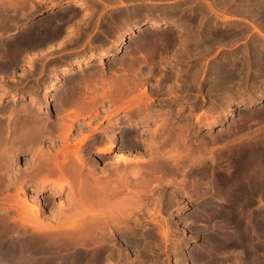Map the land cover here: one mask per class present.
Segmentation results:
<instances>
[{"label":"bare ground","instance_id":"1","mask_svg":"<svg viewBox=\"0 0 264 264\" xmlns=\"http://www.w3.org/2000/svg\"><path fill=\"white\" fill-rule=\"evenodd\" d=\"M39 1H37V3H39ZM106 1H105V5L109 0L107 2ZM129 1H136V2L138 1L139 3L136 4L137 5L136 7L133 6L134 8H126L127 6L125 7L122 4L123 2L119 0L117 2L122 4L120 6L122 8L120 9L121 11L118 10V12L113 14L106 12L107 14H109V16L107 15L108 17L105 19V23L103 22L106 29L103 31L105 34H102L103 36L101 35V37H104L103 39L105 38L107 39L106 35L111 33L110 29L112 28L115 29L113 31L116 32V34L114 35L115 41H112L114 39L112 38L113 35L112 36H110L111 34L109 35L110 38L112 39L111 41L110 38L108 37L110 41L108 43H111V46H109L108 50H99L96 53L86 52L84 56H83L84 53L76 55V57L72 58L71 61H67L63 66H61V68H59L58 71L55 72L52 71L51 75H48L51 80L49 79L50 82H48L49 84L44 89V99L42 105L38 104L36 99L37 96L36 98L34 96V97H30L29 100H27L26 104L24 102H23L24 104H22L21 102V105L18 106V103H20V101H24V100L26 101V99H24V97H26L25 96L26 94L15 92L12 93V95H10V102L12 103V105L9 108H6L3 107V103L1 101H2V96L3 95L5 96L8 93V91L3 90V93L0 92V264H98L100 262L103 263L104 261H108L113 256V255L111 256L112 252H114L112 251L113 249L111 250L112 251L111 252L108 249V247L111 244H114L113 242H115L116 240L117 241L121 240L119 242L124 241L125 243L131 242L129 244L133 243L135 249L138 250L140 247L145 248L144 247L145 244H143V241L138 242L137 239L136 241H133L135 240L132 237V235L134 234L132 233L130 235L128 233L131 231H129V227L127 223H132L133 222L132 219L134 218L136 219L135 227H137L141 223L142 221L141 219L144 216V213L147 211V210L145 211L144 209L147 206V205L146 206L143 205L144 201H142V203H139L138 200L137 203V200L135 199L136 198L139 199L140 196L146 197L147 196L146 194H148L149 191H151L149 190L145 194V192L147 191L145 190L146 187H149L147 185H149V183L152 181V180L149 181L150 179L149 177L152 172L153 173L151 176H153L155 173V178L157 179L156 182L158 181V184L156 183L157 187L158 185L161 184L169 185L173 180L171 179L172 180L171 181L170 178L165 176L167 174L168 175L171 174L172 172L175 173L174 170H176V168L180 166L183 167L184 166L183 163L185 160L188 161L187 167L188 166L190 167V165L193 166L194 170L193 171H191L192 169L190 170L191 172H193L192 173L193 175H199L200 177H204V178L207 177L212 167L217 165L215 164L214 166H212L213 165L212 163L215 160H217L218 162L220 161V163L224 161H227L228 163L229 160L231 161L230 163L233 164H230L232 165V168L229 167L228 165L230 170L227 172L225 170L221 171L223 165L225 164L220 166L219 170L221 172L220 171L216 172L218 173V175L216 174L217 181H215L216 182L215 184H212L214 185V187L210 188L212 189V191L210 192V194L208 193L209 196L200 197L203 199L206 197V199L202 201L204 202L203 205L201 204L204 210L202 208L201 209L206 212L205 216L208 218V220H210L207 226L205 224L204 225L201 224L203 225L201 226L203 227L201 228L203 229L201 231L203 233L201 234H203V236L205 235V241L202 240L200 244L194 245L191 248V250L186 254L187 257L185 256L184 259L186 258L190 259V261L193 264H227L226 263L227 261L225 262V260L228 259L229 261V258H227L228 253L225 256L226 251L224 250V248L227 243L229 244L231 242H234L233 244L239 243V246L241 247L243 246L242 249L240 248L239 249L242 250L244 253H242V251H240V253L244 254L243 258H245L246 256V259L240 260L242 259L241 255L239 254L240 257L235 256L236 253L233 251V253H235L234 255L235 259L237 258L236 260H238L240 258L239 259L241 261L240 264H264V261L262 259L261 261H259L260 260L259 256H261L260 254L258 256L259 259H257L258 253H256L257 251L255 249L257 246L254 247L256 243H253V239L255 241L254 237L258 232L257 231L258 225L255 224L257 222L256 217L259 216L260 213L262 212L258 213L257 216H256L257 213H253L256 216L255 223L253 222L254 218H252L253 216L252 212H254L253 210L256 209V206H254L255 208L252 209L255 199L259 201L260 200L259 198L261 196H264V125H263L264 122L263 123L261 122L264 121V108L263 109L260 108L261 110L258 108L259 110L258 109L257 111L255 110V114H252V112L251 114L248 113L250 111L248 110V108L251 107V105L254 103L255 100V99L253 100L252 97L258 96V92L260 91V90L258 91L259 85L262 84L264 86V42L261 41V39H264V35L262 33V31L264 32V29L260 30L258 25H260L261 22L259 24L257 22L262 18H264V0H245L243 2H237L236 0H235L236 2L235 1L231 2L230 0H228L231 3L229 2L227 3V1L225 0H211L210 2H207L208 0H200V2L202 1V3L198 4L200 7L197 5L199 7V11H195V12H193L192 10H191L192 12L190 11L188 12L187 9L189 7L186 9V7L180 8L179 6H177L178 8H176V10L174 11L169 10L166 12H164L165 10L163 7L164 11L160 12V9L162 7L161 8L158 7L162 2L161 0H129ZM27 3L28 0H0V6H1L0 9H2V11L0 12L2 13L0 15V28L7 27L9 25L17 26L13 22L10 23L11 19L14 18L17 12L16 9L23 8ZM223 3L225 4L227 3L226 6H223L225 5ZM49 4L50 7L52 8L53 6H55V4L52 3V1L50 0H49ZM86 4L87 3L82 0H74V1L67 0L64 2L63 7L61 9L59 10L56 9L57 11L55 10L56 14L53 16L51 15L46 16L41 20H37L34 24L26 26L25 28L22 29L19 28V31L13 33L11 36H7V35L3 36L0 33V74H2L0 75V79H2L3 76L7 77L9 73L12 74L13 70H15L17 66H20V63L24 62L26 59L28 61L29 60L31 61L32 58L38 57L40 60L39 57L40 54L45 55L44 53H41L43 51L42 49L44 47L45 50H47L49 47H50L49 49H52L53 47H51L49 44L58 37H60L62 34L65 33V35L63 36L64 38L69 37V35L67 36L66 34L69 31L67 29L69 28L68 27L69 23L72 22L71 20L75 19V18L73 19L70 18L73 16L75 17L78 12L82 11V9L88 8ZM95 4H98V2ZM149 4H152L153 7L151 8ZM148 5L150 8L148 7ZM193 5L195 4L193 3ZM71 8H75L76 10L75 9L74 11L70 10ZM195 9L197 8L194 7L193 10ZM9 11L11 12L10 14H8ZM217 11L224 12L225 14L229 13L228 16L231 15V13L232 15L235 13H237L236 15H238V13H241L240 14L241 16L244 15L246 18H249V20L252 21L253 24L257 22L255 24L256 27L253 26L254 29L253 33H255L256 31L257 36L260 37V38H256L255 36L254 39L251 38L252 41L249 40L251 41V45L249 46L244 45L246 46L245 55L243 54L245 57L241 59L243 60L241 63L239 62L240 59L238 60V63H240L239 66H236L237 62L234 64L235 62L234 58H233L234 62L233 61L230 62L228 61L229 58L228 59L225 58L221 61L220 65H218L216 70L213 69L215 73V78L217 80V84L220 83L223 84L222 85L223 90L222 89L221 90L224 91L222 93V95L224 94L223 96L224 99L222 98V101L223 100L228 101L229 99H232L233 95L235 98V95H238L236 88L237 89L239 88L238 90L242 89V91L244 92L246 91L245 92L246 94L247 89L249 90L248 87H250V90L254 89V91L252 92L253 94H255L250 98L248 95V93H250L249 91L246 96L247 99H243L242 98L244 96L243 95L241 98H239L240 102L236 100V102L234 103H240L242 108L240 110V113L238 114V117L233 122L230 123L229 125L230 128L227 127V129L229 128L228 130L222 131V133L217 136V139H215V137L208 138L209 144L212 143L214 140L222 141L221 143H223V140L229 138V140L227 139L224 142L226 145L220 144L221 148L222 146H224V148L226 146V148L225 149L223 148L222 151L220 150V152L219 151L216 152L217 154V155L215 154L216 156L210 154V152L208 154V152L206 153V150L209 147L205 150L206 142L204 144H202L203 142L202 143L198 142V145L202 144L203 147L201 145L200 146L197 145L198 147H196V149L192 147L193 145H191L194 143L191 144L187 143L188 142L187 138H189L188 137L189 135L187 136L186 133L187 130L186 128H188L185 127L186 125L184 126L183 124L175 125L177 126V127L174 126L176 129L174 131L176 132H172L174 128L172 127L173 129L171 131L170 129L171 127H169L170 125H168L169 127L168 130H170L168 132L167 131L168 127L166 128L165 124H162L161 126H158V130L153 131L155 135L154 139H156L155 137L158 138L161 136L160 140H158L159 138L157 140H153L152 138V141L149 143V146L147 145L151 151L152 150L154 151L153 156L151 155L152 159L150 158L149 161V166L151 165L150 169L149 170L147 169V171H149L150 174L147 173L146 170H143L142 166H139L141 169L137 168L139 169L138 171L137 169L136 171H134V168L136 167L133 168L131 165H129V163H131L129 162L130 159H127L119 154L115 156L116 161H114L115 162L113 163L114 165L112 164L111 166L108 163L106 169L104 167L103 169L99 167V164L105 161L106 159L105 157L103 158L102 156L105 153L111 151V149H113L112 147L114 142H112L111 145L107 144L108 133H110L108 131L109 129L107 128L108 130H104V129L100 130L98 127L97 128L93 127L91 133L87 134L83 132L85 131L83 130V128L82 129L79 128V125L81 124L80 120L82 119L84 120L87 117L88 118L90 117L93 120L99 118L100 116L106 118L103 112L99 110L101 107L100 104L105 101L110 102V105L113 108H115V112L117 110L119 112L124 110V112L126 113L125 116H127L129 119L132 117L136 118L137 114L140 116L141 114L139 112L141 111L140 108L142 105L141 104L142 95L146 94L147 91L145 87L142 89V91L138 89V87L142 85L141 84L142 81H145L144 77L146 76V74L143 73L145 74V76L142 79V77L139 75L141 74L139 73L141 72L140 71L141 62L144 60V63L145 62L148 63L147 61L148 55L152 56L158 50H162L167 46H171V45L172 46L177 45L178 48L182 50L184 49L183 51H186L185 53L187 55L189 54L193 55L195 54V51H197L198 53L203 52L206 54L210 51L212 52L213 50L211 49L213 45L215 44V42H217L219 38L220 39L222 38L221 37L222 34L220 31L218 32L217 26H214V23L213 25H211L212 22L210 24L211 27L209 25H207L206 27V23L208 19L206 13L209 12L212 15L218 16L219 14H217L218 13ZM44 13L45 12L41 14L39 13L38 16L43 15ZM84 13H82L81 15H85ZM99 15H101V13ZM37 17H34L32 20L36 19ZM214 17L213 19H215ZM76 18L78 19L79 17ZM82 18H84V16H82ZM82 18L80 20L84 22ZM99 18L100 17H98V20ZM69 19L71 22H68ZM87 19L89 18H86L85 20ZM76 21L77 20L75 19V21L73 22H75L76 24ZM79 21L77 23H79ZM210 21L211 20H209V22ZM67 22L68 24L66 25ZM174 22L177 23L174 24ZM127 24L128 27L126 33L129 36H127L126 34L125 35L126 37L129 38H128V42L126 41L127 44L122 48L121 45H122V40L124 38L123 29L126 27ZM221 25L222 24H220V26ZM73 27L75 26H72V29H74ZM161 27L163 29L162 33H157L158 28ZM262 27L264 28V26ZM8 29H10V27ZM244 29H245L244 34H246L245 32L247 31V29L246 28ZM6 30L5 32H8ZM251 30H249L248 28L250 35H251L250 33ZM10 33L12 32L10 31ZM78 34L79 33H77V35ZM244 34L242 35L243 39L245 36L248 35V33L245 36ZM72 36H70V38L73 39ZM231 37H234L235 39L236 36H233L231 34ZM87 38L86 40L88 41ZM121 48H122L121 50L122 55L116 60H113V62L110 64L111 71L107 72L104 71V69L95 68L93 70H90L91 71L90 73L88 71V73L84 74L83 68L87 63L92 62L94 59H99V60H104L105 58L112 59ZM47 51H45V53ZM82 51L83 48L78 50L77 52L81 53ZM240 51H242V49H240ZM143 52L145 54H143ZM136 54L138 56H136ZM70 55L72 56V54ZM199 55L200 54H198V56ZM177 56L180 57L179 55ZM240 56L242 55L240 54ZM24 63L21 65H24ZM51 63H50L51 66L55 65L54 62ZM135 63H137L138 66L135 67L136 65ZM31 64L33 66L34 62ZM42 70H44V67L42 68ZM150 70H152V68H150ZM70 71H75L76 75L69 76V73H71ZM153 71L155 72L157 70H153ZM49 72L47 70V73ZM148 72L149 73L146 72L147 77L148 76L151 77L152 74L150 73V71ZM196 73L198 74V72ZM239 76L240 78H242V80H240L242 82L236 80V78L239 79ZM147 77L145 78L148 79ZM7 78H5V80H7ZM168 78L170 77L168 76ZM46 79L47 78H45V80ZM235 80L239 81V83L237 82L236 84ZM63 83L64 84L66 83L67 88L65 90H63L64 88H62L63 90L62 92H60L56 97L54 96L52 97L51 93L55 91L57 84L63 85ZM242 84H244V87L242 86ZM234 85H238V86H234ZM213 87L209 88V90L213 89ZM214 89H216V87ZM0 90L2 89L0 88ZM136 90L137 93H134ZM216 90H218V88ZM221 90L219 88L218 91ZM262 90H264V88ZM226 104L227 103H225V106ZM40 108L44 110L43 117L42 115L41 117L38 116V111H40ZM218 108H219V104H218ZM221 109L223 108L221 107ZM231 110L233 109L229 108L227 111L229 112ZM211 111L212 110L210 109V112ZM149 112L150 111H148V113L146 112L143 114L144 115L143 118L146 119L148 117L147 121H149V118H151V114H149ZM210 112L208 110L207 113ZM54 113H55V118L54 117L52 118V114ZM152 115L155 117L154 114ZM208 115L206 116L208 117ZM206 116H204L205 117L204 119L197 116L195 123L197 124L198 122H201L200 119L206 120L207 118ZM256 116L261 117L259 118L261 119V121L258 120V118L257 120L258 122L262 123L263 127H261L260 124L257 123L261 128L256 127V129L251 128L253 130H250V126L252 127V125L250 126L248 125L249 126L248 127L247 124L250 123V121L252 122ZM124 118L126 119V117ZM139 119H141V117H139ZM85 121L87 122L88 120ZM138 122H140V120H138ZM141 122H145V121H141ZM254 122L255 120L253 121V123ZM89 124L90 123L87 122L85 125L88 126ZM114 125L116 124L114 123ZM217 125L218 124L216 121H211L208 124V130L214 129ZM243 130L244 132H242ZM160 131L162 134H159ZM157 133L160 136H157ZM129 138L133 139V137H129ZM135 139L136 138H134V140ZM114 140L115 138L112 139V141ZM128 140L129 139H127V141ZM58 141H60L59 143L60 145L56 146L57 145L56 142ZM144 142L146 141L137 138V143H134L132 140H129L127 143L128 145L130 144L129 148H131L132 144L133 146L136 147V144L139 146ZM91 144L93 147L94 146L97 147L98 152L101 153L102 156L99 157L97 156L96 158L88 157L89 155L86 154L87 153L86 151H89L90 149L89 147L92 148V146H90ZM128 145H124V147L125 146L128 147ZM87 148L89 149L87 150ZM167 148L168 150H166ZM211 150L212 149H210V151ZM83 152H85V154H83ZM22 153H31L30 160L23 165L20 163L22 159L19 158L18 160V156ZM103 170L106 172H102ZM142 170L144 173L149 174V176L147 175L148 176L147 177L146 174H143ZM176 171L178 172V170ZM190 171L188 173H190ZM158 172L160 173V176H158L159 174L158 175L156 174ZM161 173H163L164 175ZM164 177L166 179H164ZM200 177H198V179ZM209 177H213V173L212 176L210 175ZM203 179L201 178L200 180ZM206 180L204 181L207 182ZM214 180H212V182ZM201 183L204 184L203 181ZM133 186L142 189L138 191V189L135 190ZM205 186L207 188L209 185L207 186L205 184L202 187ZM30 188L32 189L30 190ZM131 188H133V190L137 192L132 191ZM202 189L206 190L205 188H201L200 190L201 192ZM48 192H49L48 195L49 199L47 200L48 198L47 197L46 198L47 201L42 200L44 198L40 199L38 197L39 195H43V194L46 195V193ZM151 192L153 194V190ZM63 197L65 198V201H63L64 200L63 199L59 203L55 202L57 201L56 200L57 198H63ZM212 202L213 203L216 202V204L218 203L221 205L214 206ZM255 204L258 205L259 203L257 204L256 201ZM212 208H215L213 209L215 210V212L212 211ZM203 211H199V212H203ZM261 215L260 218L263 217ZM191 216H193L191 218L196 219L198 218V213H192ZM214 218L217 219L219 218L221 222L223 220L225 225L223 223H222L223 225H220L221 223L218 225L214 224V221H212ZM260 218L258 219L260 220ZM262 219L260 220L262 222L259 225L260 226L259 230H260V234L264 236V231H262L264 230V222H263L264 220ZM208 220L206 221L208 222ZM129 226H131V224H129ZM168 230L169 229L166 230L161 229L162 232L160 233V235L162 236V238L164 239L168 238L167 237L169 235ZM133 232L135 233V231ZM191 233H193V231ZM257 235L259 236V238H261L258 233ZM147 238L148 237L146 236V239ZM179 241L180 240H178V242ZM261 242H262L261 244L262 246L264 242L263 241ZM261 242L259 241L257 243L260 244ZM182 243L183 241L181 242V244ZM117 244L119 245V243ZM176 245L178 246V244ZM261 246L258 245V247L260 248ZM124 247L126 248L127 245ZM177 248L179 247H176L175 253L179 257L178 252L180 249L177 250ZM125 250H127V248ZM120 251L121 250H119V252ZM142 251L143 254L141 256L137 255L139 258L144 255H145L144 257L147 256L145 250L142 249ZM172 251L174 252V250ZM217 251L220 257H218V255L216 254ZM230 254L231 253H229V255ZM148 258H150V256ZM184 259L182 257V260ZM161 260L162 259L160 258V261ZM177 260L178 262L180 261L179 259H176L175 260L176 263ZM113 261L115 262V260ZM134 261L137 260L134 259ZM112 263L113 262H111L110 264ZM143 263L145 264V262ZM234 264H239V263H234Z\"/></svg>","mask_w":264,"mask_h":264},{"label":"rangeland","instance_id":"2","mask_svg":"<svg viewBox=\"0 0 264 264\" xmlns=\"http://www.w3.org/2000/svg\"><path fill=\"white\" fill-rule=\"evenodd\" d=\"M37 1H39V0H37ZM37 1L36 0H30L29 1L28 0V3L25 4V6L23 8H17L16 9L17 12H16L14 18H12L11 19V22H10V23L13 22L17 26H15V25H9L10 24L9 23L8 24L9 26H7V27L8 28L10 27V29H13V30L8 29L7 27H3V28L1 27L3 30H4V28H5V30L7 29L6 31H8V32H5V30L3 31L0 28L2 30V31L0 30V33L3 36L4 35L5 36L6 35L7 36H11L13 33L18 32L19 31V28L20 29L25 28L26 26H29L31 24H34L37 20H41V19H43L46 16H50V15L53 16V15L56 14V11L57 10H59V9H61L63 7L64 2L67 1V0H50V1H52V3L55 4V6H53V8L50 7L49 0H46V1L40 0L39 3H37ZM71 1H74V0H71ZM82 1H85L87 3L86 6L88 8L82 9V11L81 12H78L75 17L73 16V17L70 18V19L75 18L77 20L76 21V24H75V22H73V21H75V19L71 20L72 22L70 21V19L68 20V22H71L72 23V26H75V27H73L75 30L78 29L77 31H75L74 29H72L71 23H69L70 27L67 30H69L71 33L69 31L66 33L67 36L69 35V37L64 38L63 36L65 35V33L62 34L60 37H58L57 39H55L53 42H51L49 44L51 47H53L52 49H49L50 47L48 48L49 50L47 49L48 51L45 50V47L42 49L43 51L41 53H44L45 55L40 54V56H39L40 57V60H39L38 57H35V58H32L31 61L29 60L30 61V63H29V61L26 59L24 61L25 63L24 62L20 63V66H17L16 69L13 70V73L12 74L9 73L11 76L8 74L10 77L6 74L8 78L6 76H3L2 79H0V83L3 85L2 86L0 84V88L2 89V90H0V92L3 93V90L8 91V93L5 96L4 95L2 96V101L1 102L3 103V107L9 108L12 105V103L10 102V95H12V93H15V92H17V93L19 92L21 94H26L25 95L26 97H24V99H26V101L25 100L24 101H20V103H18V106L21 105V102H22V104H24V103L26 104L27 103V100H29L30 97H34V96H35V98L37 96L36 99H37L38 104L42 105L43 104V99H44V89L49 84L48 82H50V80H51L48 75H51V72L52 71L53 72L58 71L59 68H61V66H63L67 61H71L72 58L76 57V55H79V54H83L84 53L83 54V56H84L86 52L96 53L99 50H108L109 46H111V43H108V42H110L112 40L110 38V36L113 35L112 38H114V39L112 41H115V36L114 35L116 34V32L113 31L115 29L112 28V29H110V32L111 33H109V34L106 35V37H107V39L105 38L106 40L103 39L104 37H101L102 34H105L103 31L106 29V27L103 24V22L105 23V19L109 16V14H107V13L109 12L110 14L111 13L113 14V13L118 12V10L121 11L120 9H122V8L120 6L122 4L125 7L127 6L126 8H134V7L137 6L136 4L139 3L138 1L136 2V1H129V0H126V1L125 0L124 1L123 0H120V1L123 2L122 4L119 3V2H117L119 0H116V1L115 0H109L111 2H109L108 0H107L108 2L106 0H98V1H96V0H82ZM105 1L107 2L106 5H105ZM161 1H160L161 4L158 7V8H161L162 7L160 9V12L161 11L163 12L164 10H165L164 12L169 11V10H173L174 11V10H176V8H178L177 6H179L180 8H185L186 7V9L189 7L190 9L189 8L187 9L188 12L189 11L190 12H192V11L195 12V11H199V7L200 6L198 4L199 3H202V1L200 2V0H198V1L197 0H187V1L186 0H165V2H164V0H161ZM210 1L211 0H208L207 2H210ZM225 1H227V3L229 2L228 0H225ZM230 1L231 2H234L235 0H230ZM236 1L237 2H243L245 0H236ZM97 2H98V4H95ZM115 2H116V4H115ZM191 2H193L195 5H193V3H191ZM231 2H229V3H231ZM46 3H48V4H46ZM186 4L187 5L189 4V5L187 6ZM223 4H225V3H223ZM226 4L223 5V6H226ZM149 5H150L151 8L153 7L152 4H149ZM149 5H148V7H149ZM191 5H193V6H191ZM34 6H36V7H34ZM163 7H164V10H163ZM194 7L197 8V9L193 10ZM0 8H1V6H0ZM221 8H223V7H221ZM232 8H234V7H232ZM74 9L75 8H71L70 10H73L74 11ZM77 10H79V9H77ZM94 10H96V11H94ZM1 11H2V9H0V12ZM36 12H37V14H36ZM43 12H45V13L43 15H40L42 17L38 16L39 13L41 14ZM89 12H91V13H89ZM217 12H218L217 14H219L218 16L212 15L209 12L206 13L207 14V18H208L207 19V23H206V27H207V25L210 26V24L212 22L211 25H213V23H214V26H217L218 32L220 31L221 34H222V36H221L222 38L221 39L219 38L217 40V42H215V44L213 45V47L211 49V50H213L212 52L210 51V52H208L206 54V53H203V52L198 53L197 51H195V54L197 56L195 54L190 55L189 53H188L189 55H187L185 53L186 51H183L184 49L182 50V49L178 48L177 45H173V46L171 45V46H167L166 48L162 49L163 51L162 50H158L152 56H149L147 54L148 55L147 56L148 63L147 62L144 63V60L142 62L140 61L141 62V69H140L141 72H139V73H141V74H139V73L138 74L142 77V79L145 76V74H146L145 77H147V73H149L148 71H150V73L152 74L151 77H149V76L147 77L148 79H146L144 77V80L146 82L145 81H142L141 84L143 86L140 85L138 87V89H140L141 91H142V89L144 87L148 91V92L146 91V94H144L145 96L142 95V101H141V104L142 105H141V108H140L141 111L139 112L141 114L140 116L137 114L136 118L135 117H132V118L129 119L127 116H125L126 113L124 112V110H122L120 112L117 110L115 112V108H113L110 105V102L109 101H105L103 103L100 102L101 104L99 103L101 105V107H100L99 110L101 112H103V114L106 116L107 119L100 116L99 118H97L95 120L91 119L90 117L89 118L87 117L84 120L83 119L80 120V123L81 124L79 125V128H81V129L83 128V130H85L83 132H85L87 134L88 133L89 134L91 133V130H93V127L94 128H97L98 127L100 130L101 129L102 130L103 129L104 130H108L109 129L108 131L110 133H108L107 144L111 145L112 142H114L113 143V147H112L113 149H111V151L105 153L102 156L101 153L98 152L97 147L96 146L93 147L92 144L90 145V146H92V148L89 147L90 149L87 148V150L89 149V151H86L87 152L86 154L89 155L88 157H95L96 158L97 156L98 157L99 156H102L103 158L104 157L106 158L105 161H103L102 163L99 164V167H101L102 169L104 167L106 169V166H108L107 165L108 163H109V165L112 166V164L115 163L114 161H116V157L115 156L119 154V155L124 156L127 159H130L129 162H131V163H129V165H131L133 168L136 167V168H134V171H136L137 168L141 169L139 166H142L143 170H146V172L149 173V171H147V169L148 170L150 169V166L151 165L149 166V161H150V158L152 159L151 155L153 156L154 151L153 150L151 151L148 146H149V143L152 141V138H153V140H157L158 138H159L158 140H160L161 136L159 134H162L161 131H160L159 134L157 133V136H160V137H158V138L155 137L156 139H154V136L155 135H154V132L153 131L158 130V126H161L162 124H165L166 128L168 127V125H170L169 127H171L170 128L171 131L174 128L172 132H176L174 130H176L175 127H177V126H175V125H182V124H183V126L186 125L185 127H188L189 128V129L186 128L187 130H189V131L186 130L187 136L189 135L188 136L189 138H187V141H188L187 143L188 144L194 143V144H191V145H193L192 147H194L195 149H196V147H198L200 145L203 147L202 144H204L206 142L207 145L205 143V146H206L205 147V150L209 147L206 150V153L208 152V154H209V152H210V154L215 155L216 152H218V151L220 152V150L222 151V149L224 148V146H222V148H221L220 144L221 145H224L225 144L224 142L227 139L229 140V138H227L226 140H223V143H221L222 141H218V140L215 141L213 139L214 141L212 143H210V144L208 143V141H209L208 138H211V137L214 138L215 137V139H217V136L220 135L222 133V131L228 130L230 128L229 127L230 123L233 122L238 117V114L240 113V110L242 108V106H241L240 103H234V102H236V100H238L240 102L239 98H241L243 95L244 96L242 98L243 99H247L246 96H247V93L249 91H250V93H248V95H249L250 98L252 96H254L255 94H253V92H252V91H254V89H251L250 90V87H248L249 90L247 89V93L246 94H245L246 91L244 92V91H242V89L238 90L239 88L238 89L236 88V91H237L238 95H235V98H234V95H233V98L232 99H229L231 102L229 100L228 101L226 100L227 102L224 101V100L222 101V98L224 99V97H223L224 94L222 95V93L224 92V91H222L223 90L222 89V85L223 84H221V83L220 84H217V80L215 78L214 70L217 69L218 65H220L221 61L223 59H225V58H227V59L229 58L228 61H230V62L231 61L234 62V59H235L234 64L236 62L238 63V60L239 59H240L239 60L240 63L243 61L241 59H243L245 57L244 56L245 55V50H246L245 47L251 45V41H252L251 38L254 39L255 36H256V38H260V37L257 36L256 31H255L256 34L253 33L254 32L253 26L256 27L255 24L257 22H258V24L261 22L260 25H258V26H259V29L260 30H263L264 28L262 26H264L263 25L264 24V20H263L264 18H262L261 20H259V21H257L256 23L253 24V22L250 21L249 18H246L244 15L241 16L240 15L241 13H238V15H236L237 13L234 12L235 14L232 15V13H231L232 16L231 15L228 16L229 13L228 14H225L224 12H219V11H217ZM10 13L11 12L9 11L8 14H10ZM51 13H53V14H51ZM82 13H84L85 15H81ZM100 13H101L102 16L99 15ZM1 14L2 13H0V15ZM82 16H84V18H82ZM22 17H24V18H22ZM34 17H37V18L34 19V20H32ZM76 17H79V18L77 19ZM85 17L86 18H89V19H87L88 21L85 20L86 19ZM98 17H100L99 20H98ZM213 17L215 19H213ZM81 18H82V20L84 22H82L80 20ZM209 20H211V21L209 22ZM78 21H79V23H77ZM85 21H86V23H85ZM218 21H220V22H218ZM68 22L66 23V25L68 24ZM176 23L174 22V24H176ZM220 24H222L223 26L222 25L220 26ZM248 26H250V27H248ZM78 27L81 28V29H79ZM127 27H128V24L123 29L124 38L122 40V45H121L122 48L127 44L128 38H129V37H126V35H127V33H126L127 32ZM219 27H221V28H219ZM244 28L247 29V31L245 32L246 34L248 33L247 36H245L246 34H244V31H245ZM248 28H249V30L252 29L251 32H250L251 35L249 34ZM94 29H95V31H94ZM98 29H99V31H98ZM9 30L12 33H10ZM225 30H226V32H225ZM79 31H81V32H79ZM162 31H163L162 27L161 28H158L157 33H162ZM229 31H231V32H229ZM242 31H243V33H242ZM2 32H5V33H2ZM82 32H84V33H82ZM223 32H225L227 34H225ZM74 33L76 35H77V33H79L80 35L78 34L79 36L78 35L76 36ZM262 33L264 35V32L263 31H262ZM231 34L233 36H236L235 39H234V37H231ZM243 34L245 36L244 39H243V36H242ZM252 35H253V37H252ZM70 36H72L73 39L70 38ZM96 36H97V38H96ZM127 36H129V35H127ZM108 37L110 38V41H109ZM225 37H227V38H225ZM86 38L88 39V41L86 40ZM249 40H251V41H249ZM261 41L264 42V39H261ZM59 42H60V45H59ZM64 42H66V43H64ZM56 44H57V46H56ZM78 44H79V46H78ZM80 44H81V46H80ZM73 45H74V47H73ZM244 45H246V46H244ZM82 48H83V51L81 53H78L77 51L80 50V49H82ZM122 48L115 54V56L112 59H108V58H105L104 60L94 59L92 62L87 63L84 66L85 69L83 68L84 74L88 73V71L90 73L91 72L90 70H93L95 68L104 69V71H107V72L111 71L110 70V64L113 62V60H116L117 58H119L122 55V51H121ZM240 49H242V51H240ZM44 50L47 51V52L45 53ZM30 52H32V51H30ZM66 52H67V54H66ZM68 53L72 54V56L70 54H68ZM156 53H158V54H156ZM197 53L200 54V55L198 56ZM228 53H229V55H228ZM143 54H145V53L143 52ZM180 54H182V55H180ZM240 54L242 56H240ZM177 55H179L180 57H178ZM233 55H235V56H233ZM136 56H138V55L136 54ZM69 57H71V58H69ZM149 57H150V59H149ZM59 58H60V61H59ZM220 58H221V60H220ZM62 61H64V62H62ZM154 61H155V63H154ZM33 62H34V64L32 66L31 63H33ZM51 62H54L55 65L54 66H51V64H53ZM23 63H24V65H21ZM100 63H101V65H100ZM213 63H214V65H213ZM237 63H236V66H239L240 63H238V64ZM135 64H136L135 67L138 66L137 63H135ZM212 65H213V67H212ZM214 66H215V68H214ZM23 67H25V68H23ZM43 67H44V70H42ZM154 67H156V68H154ZM150 68H152V70H150ZM47 70H48V72L50 70L51 71L49 73H47ZM85 70H87V71H85ZM153 70H157V71L154 72ZM151 71H153V72H151ZM178 71H179V73H178ZM211 71H212V73H211ZM70 72L71 73H69V76L76 75L75 71H70ZM72 72H73V74H72ZM196 72H198V74ZM143 73H145V74H143ZM193 73H194V75L195 74L196 75L194 76ZM172 74H173L174 77L172 76ZM0 75H2V74H0ZM46 76H48V77H46ZM168 76L170 78H168ZM192 76H194V77H192ZM241 76H242V74H241ZM5 78H7V80H5ZM45 78H47V79L45 80ZM177 78H178V80H177ZM236 80H239L240 81V80H242V78H240V76H239V79L236 78ZM236 80H235L236 84H237V82L239 83V81H236ZM240 82H242V81H240ZM262 82H263V80H262ZM211 86L212 87L214 86L213 89L216 87V89L218 88V90H219V88H220V90L221 89L222 90L221 91H218L216 89H214L216 91H214L213 89H210L209 90V88H212ZM234 86H238V85H234ZM242 86L244 87V84H242ZM158 87L160 88V90H159ZM7 88H9V89H7ZM62 88H64L63 90H65L67 88L66 83L65 84L63 83V85L57 84V87H56L55 91L51 93V96L52 97L53 96L56 97L60 92L63 91ZM263 88H264V86L262 84H260L259 85V88H258V91L260 90L258 92V96L252 97V99L253 100L255 99V100H254V103L251 105V107L248 108V110H250L248 112L249 114H251V112H252V114H255V110L257 111L258 108H261L262 106H264V90H262ZM240 91H241V93H240ZM210 92H213V93H210ZM134 93H137V90ZM210 94H211V96H210ZM148 95H150V96H148ZM239 95H240V97H239ZM148 97H150V98H148ZM219 97H220L221 100L219 99ZM167 99H168V101H167ZM221 103H222V105L223 104L224 105L222 106ZM225 103H227L228 106H227V104L225 106ZM218 104H219V108H218ZM212 106H213V108H212ZM220 106L223 109H221ZM229 108H232L233 110H231V111L228 112L227 110ZM210 109L212 110L211 112H210ZM41 110L42 109L40 108V111H38V116L41 117V115H42V117H43L44 116V110H42V111ZM133 110H135V109H133ZM208 110H209L210 113H213V112L214 113L213 114L207 113ZM148 111H150L149 114H151V118H149V121H147L148 120V117L146 119L143 118L144 117L143 114L146 113V112L148 113ZM152 114H154L155 117ZM156 115H157V117H156ZM206 115H208V117ZM197 116H199V117H201L203 119L205 118L204 116H206L207 118H206V120L200 119L201 122H198L199 124L198 123L196 124L195 122H196V117ZM209 116H211L213 119L211 117H209ZM53 117L55 118V113L52 114V118ZM124 117H126V119ZM139 117H141V119H139ZM214 117H215V119H214ZM208 118H210V119H208ZM120 119L122 120V122H121ZM142 119H145V120H142ZM85 120H88L87 122L90 123L88 126L85 125L87 123ZM138 120H140V122H138ZM258 120L261 121V119H259V118H258ZM141 121H145V122H141ZM211 121H216L218 125L214 129L208 130V124ZM261 122L263 123L264 121H261ZM261 122H258V123L260 124L261 127H263ZM114 123L116 125H114ZM259 124H255L252 127L250 126V130H253L254 128L256 129V127H260ZM263 125H264V123H263ZM169 127L167 128V131L168 132L170 131V130H168ZM227 127H229V128L227 129ZM251 128H253V129H251ZM110 129H111V131H110ZM120 130H121V132H120ZM244 130L242 132H244ZM127 136L133 137V139L132 138H129ZM113 138H115L114 141H112ZM134 138H136V139L134 140ZM137 138L138 139L145 140L146 142L148 140V142H147L148 144L146 142H144V143H142V144L139 145L140 147L137 144H136V147L133 146V144H132V147L129 148V145L130 144L128 145L127 142L129 140H132L134 143H137ZM232 138H234V137H232ZM127 139H129V140L127 141ZM198 142L199 143H202L203 142V143L200 144V145H198ZM56 143H57L56 146H59L60 145L59 144L60 141H58ZM216 143H217L218 146L216 145ZM124 145H128V147H126V146L124 147ZM194 145H196V146H194ZM88 146H89V144H88ZM192 147H191V149H192ZM210 147H212V148H210ZM168 148L166 150H168ZM225 148H226V146H225ZM210 149H212V150L210 151ZM121 152H122V154H121ZM151 152H152V154H151ZM203 153H204V151H203ZM83 154H85V152H83ZM30 157H31V153H22V154H20L18 156V160H19V158H21L22 160L20 161V163L23 165L27 161L30 160ZM185 161L183 163L184 164L183 167L180 166V167H178L179 169L176 168V170H178V172L176 170H174L175 173L172 172L169 175L167 174L168 176L167 175L165 176V177L170 178V180L171 179L173 180V181L171 180L172 182L169 185L168 184L167 185H165V184L162 185L161 184V185H158V187H157L158 181L156 182L157 179L155 178V173H154L153 176H151L152 173H153L152 172L151 175H150V177H149L150 178L149 181L152 180L150 182L151 185H150V183H149V185H147L149 187H146L145 190H147V191L145 192V194L149 190H151V191L153 190V194H152L151 191H149V193L146 194L147 195L146 197L145 196H143V197L140 196V198H139V196H138L139 199H137V198L135 199V200H137V203H138V200H139V203H142V201H144L143 202V205H145V206L147 205L146 207L144 206L145 207L144 209H145V211L146 210L147 211L144 213V216L141 219L142 221H141V223L137 227H135V224H136V221L135 220L136 219H134V218L132 219V221H133L132 223H127L128 224V227H129V231H131V232H128V233L130 235L132 233L134 234V235H132L133 239H135L133 241H136V239L138 240V242L143 241V244H145L144 245L145 248H141L140 247L139 250H138V249H135V246H134L133 243L132 244H129L131 242H129V243L126 242L127 243L126 244L124 241L119 242L121 240H118V241L116 240L115 241L116 244H115V242H113L114 244H111L108 247V249L110 251L112 249H113L112 251H114V252L111 251L112 252L111 256L112 255L113 256L110 259H112V260L109 259L108 261H104L103 263L100 262L98 264H110L111 262H113L114 264H126V263L127 264L128 263H131V264H134V263L135 264L136 263L140 264L141 263L142 264L143 262H145V264H146L149 260H150L148 262L149 264H155L156 261L159 264H182V263L183 264H186V263L191 264L192 263L190 261V259H187V258L184 259L185 256H186V254L191 250V248L194 245L200 244L202 242V240L205 241V235L203 236V234H201V233H203V232H201L203 230L201 228H203V227H201L200 225H197V224H205L207 226L208 223H209V221H210L205 216L206 215V212L203 211L204 209L202 208L203 207L202 205H203L204 202H202V201H204L206 199V197H208L209 194H210V192L212 191V189H210V188L211 187L213 188L214 185H212V184H215L216 183L215 181H217V175H218V173H216V172H219L220 171L219 170L220 166H222L223 164H225V165H223L221 171L222 170H225L227 172V171L230 170L229 167L232 168V165H230V164H233V163H230L231 161H229V160H228V163H227V161H224L227 164L224 163V162H221L220 163V161L218 162L217 160H215L217 162L214 161L212 163L213 164L212 166H214L215 164H217V165H215L214 167H212V169L209 171L207 177H205L206 179H208V178L210 179V180L208 179L209 180V182H208V180H206L204 177H200L199 175H193L192 174L193 172H191V171L194 170L193 169V166L190 165V167L188 166L189 167L188 168L187 167L188 161H186V162ZM139 162H140V164H139ZM141 162L142 163L144 162V163L142 164ZM147 164H148V166H147ZM189 164H190V162H189ZM228 165H229V167H228ZM128 168H127V170H128ZM183 168H185L186 170L183 169ZM227 168H228V170H227ZM139 169H137V171ZM214 169H216V170H214ZM131 170H133V169H131ZM143 170H142V172H143ZM189 171H190V173H188ZM102 172H106V171L103 170ZM212 173H213V177H209L210 175L212 176ZM143 174H146V173L143 172ZM149 174H146V176L147 175L149 176ZM156 174L157 175L159 174L158 176H160V173L159 172L156 173ZM161 174H163V173H161ZM163 175H161V176H163ZM165 177H164V179H166ZM198 177H200V178L198 179ZM201 178L202 179L204 178V179L203 180H200ZM211 179L212 180L215 179L213 181L214 183L212 182ZM204 180H206L208 182V184ZM199 181H200V183H199ZM202 181L204 182V184L201 183ZM201 184H202V186L205 185V184L207 186L208 185L209 186L206 188V186L205 187H202ZM197 187L198 188L199 187L205 188L206 190L202 189V192H201L200 191L201 188L198 189ZM152 188H154V189H152ZM31 189L32 188H30V190ZM131 189H132V191H134L133 188H131ZM134 189L135 190L138 189V191H140V189H142V188H139V187L136 188V186H135ZM208 189H210V190H208ZM203 191H205V192H203ZM134 192H137V191H134ZM196 193H198V194H196ZM201 194H202V196H201ZM48 195H49V192L46 193V195L43 194V195H39L38 197L40 199L44 198L42 200H46V198L48 197ZM204 196H206L204 199L203 198H200V197H204ZM144 198H146V199H144ZM48 199H49V197L47 198V200ZM140 199H142V200H140ZM259 199H260L259 201L257 199H255L254 204L256 203V201H257V204L258 203L259 204L258 205H256V204L254 205L253 204L252 209H254L255 208L254 206H256V208L258 207V209L264 210V207H263L264 206V196H261ZM56 200L58 202L57 201H55V202L56 203H59L62 200L65 201V198L64 197L63 198H57ZM43 202H45V201H43ZM215 204H216V202H214L213 203L214 206L221 205V204H218V203L216 205ZM197 209L199 211H203L205 214L203 212H199ZM213 209H215V208H212V211L215 212V210H213ZM192 213H198V218H196V219L195 218L194 219L191 218V217H193V216H191ZM208 213H209V211H208ZM199 216H201L202 218L199 217ZM203 217H204V219H203ZM201 219H202V221H201ZM215 219L216 220H220L219 218L218 219L217 218H214L212 220V221H214V224H216V225L220 224V223H215V221H216ZM206 220H208V222ZM187 221H188V223H189V221L190 222H193L194 221L193 222V227H191L187 223ZM185 223H187V224H185ZM129 224H131V226H129ZM140 225H142V226H140ZM131 227H133V228H131ZM131 229H134V230H131ZM161 229L162 230L169 229L168 230V234L169 235L167 236L168 237L167 239L162 238V236L160 235V233L162 232ZM189 229H190V231H189ZM191 230L193 231V233H191L192 232ZM133 231H135V233L136 232H138V233L135 234ZM137 234H138V236H137ZM145 235L148 237L147 238L148 241H147ZM140 236H141V238H140ZM165 240H167V241H165ZM178 240H180L179 241L180 244H179ZM182 241H183V243L181 244ZM147 242H148V244H147ZM117 243H119V245L121 247ZM176 244H178V246ZM126 245H127V247H126L127 250H125L126 248L124 247ZM128 245H129V247H128ZM148 245H149L150 248L148 247ZM174 246L179 247V248H177V250L180 249L179 252H178L179 257L175 253L176 252V247H174ZM128 249H131V250H128ZM142 249L145 250V253L147 254V256L144 257L145 256L144 255V256H142V257L139 258L137 255L141 256L143 254ZM119 250H121V251L119 252ZM172 250H174V252ZM136 251H137V253H136ZM150 252H151V255H150ZM171 252H173L174 254L171 253ZM148 253H149L150 258H148L149 257L148 256ZM157 253L159 254V256H158ZM162 253H163V255H162ZM158 257H159V259H158ZM174 257H176V258H174ZM182 257H183L184 260H182ZM118 258L120 260L122 258L123 259L120 262V260ZM160 258L162 259L161 261H160ZM134 259H136L137 261H134ZM155 259H158V260H155ZM176 259H179L180 261L178 262V260H177V263H176V261H175ZM113 260H115V262ZM138 260H139V262H138ZM129 261H131V262H129ZM124 262H126V263H124ZM132 262H134V263H132ZM152 262H154V263H152ZM239 264H240V262H239Z\"/></svg>","mask_w":264,"mask_h":264},{"label":"flooded vegetation","instance_id":"3","mask_svg":"<svg viewBox=\"0 0 264 264\" xmlns=\"http://www.w3.org/2000/svg\"><path fill=\"white\" fill-rule=\"evenodd\" d=\"M68 27H70V25H69ZM263 108H264V106L261 107V109H263ZM259 109H260V108H259ZM259 109H258V110H259ZM261 109H260V110H261ZM257 118H261V117H260V116H256L255 119H253V121L255 120V122L253 123V121H252V122L250 121L251 124L248 123L247 126H248V125H249V126H250V125L253 126L254 124H257V123H258V121H256ZM262 119H263V118H262ZM249 126H248V127H249ZM253 211H254V212H252V211H251V212H252V215H253L252 218H254V220H253L254 223H255V217H256V216L258 215V213H260V212H262V213H260V215L262 214L261 216H263V217L260 218V215L257 216V217L260 218V220H261L262 218H263L262 220H264V210H260V211H259V209L256 208V209H254ZM258 211H259V212H258ZM253 213H257L256 216H255ZM257 217H256V219H257L256 221H257V222H256L255 224L258 225V226L256 225V226H257V231H258L257 233L260 235L261 238H259V236H258L257 233L255 232V233H256V236H258V237H256V236L254 237V238H255V241H256V240H257V241L255 242L254 239H253V243H256L257 245H256V244H255V245L253 244V245H254V247L257 246V247L255 248L256 251H257L256 253H258V254H257V259H259V257H260V260H259V261H261V259L264 261V259H263V257H264V253H263V252H264V251H263L264 246H263V245H264V244L262 245V246H263V249H262V246H261V244H262L261 241L264 242V236H262V235L260 234V230H259V228H260L259 225H260V223H261L262 221H260ZM217 221H218V223H221L220 225H223V224H224V221H223V220H222V222H221V220H220V221H219V220H216L215 223H217ZM263 222H264V221H263ZM222 223H223V224H222ZM189 225H190L191 227H193V222H190ZM197 225H199V224H197ZM197 225H196V226H197ZM203 225H204V224H203ZM203 225L200 224V226H203ZM224 225H225V224H224ZM262 231H264V230H262ZM262 237H263V238H262ZM258 239H259V240H258ZM260 239H262V240H260ZM259 241L261 242L260 244L257 243V242H259ZM233 243H234V242H231V243H229V244L227 243L226 246H225V248H224V250L226 251L225 256H226L227 253H228V255H227L228 257H227V258H229V261H228V259L225 260V262L227 261V262H226L227 264H234V263H239V262L241 263V261H240L239 259H238V260H236L237 258L235 259V257H234L235 253H236L235 256H240V255H241V258H242L241 260L246 259V256H245V258H243V257H244V254H241V253H240V251H242V250H240V249H242L243 246H242V247L239 246V243H237V244H236V243L233 244ZM258 245L261 246V248L258 247ZM239 248H240V249H239ZM258 248H260V249H258ZM238 249H239V250H238ZM243 250H244V249H243ZM259 250L262 251V252H260ZM231 251H232V252H231ZM233 251H234L235 253H233ZM229 253H231V254L229 255ZM237 253H238V254H237ZM242 253H244V252L242 251ZM216 254L218 255V251H217ZM239 254H240V255H239ZM259 254H260L262 257L259 256ZM231 255H232L234 258H233ZM242 255H243V256H242ZM245 255H246V254H245ZM258 256H259V257H258ZM218 257H220V255H218ZM231 257H232V258H231ZM233 261H234V263H233ZM235 261H238V262H235ZM263 261H262V262H263ZM228 262H229V263H228ZM242 262H243V261H242ZM262 262H261V263H262Z\"/></svg>","mask_w":264,"mask_h":264}]
</instances>
